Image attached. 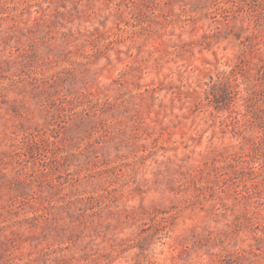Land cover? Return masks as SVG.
<instances>
[{"label": "rangeland", "instance_id": "374dc122", "mask_svg": "<svg viewBox=\"0 0 264 264\" xmlns=\"http://www.w3.org/2000/svg\"><path fill=\"white\" fill-rule=\"evenodd\" d=\"M0 264H264V0H0Z\"/></svg>", "mask_w": 264, "mask_h": 264}]
</instances>
